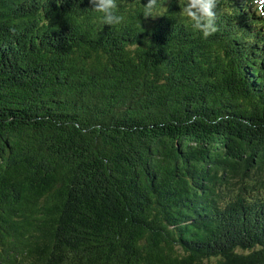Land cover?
<instances>
[{
  "label": "trees",
  "instance_id": "trees-1",
  "mask_svg": "<svg viewBox=\"0 0 264 264\" xmlns=\"http://www.w3.org/2000/svg\"><path fill=\"white\" fill-rule=\"evenodd\" d=\"M0 0V264H264V5Z\"/></svg>",
  "mask_w": 264,
  "mask_h": 264
},
{
  "label": "clouds",
  "instance_id": "clouds-1",
  "mask_svg": "<svg viewBox=\"0 0 264 264\" xmlns=\"http://www.w3.org/2000/svg\"><path fill=\"white\" fill-rule=\"evenodd\" d=\"M93 9L103 14V23L117 25L123 21V16L117 14V0H89ZM218 0H184L182 13L190 21L194 31H198L204 38L217 31L216 7ZM158 6V0H146L145 17L154 16L153 12ZM264 15V12H261Z\"/></svg>",
  "mask_w": 264,
  "mask_h": 264
},
{
  "label": "rangeland",
  "instance_id": "rangeland-1",
  "mask_svg": "<svg viewBox=\"0 0 264 264\" xmlns=\"http://www.w3.org/2000/svg\"><path fill=\"white\" fill-rule=\"evenodd\" d=\"M257 1H260V0H257Z\"/></svg>",
  "mask_w": 264,
  "mask_h": 264
}]
</instances>
